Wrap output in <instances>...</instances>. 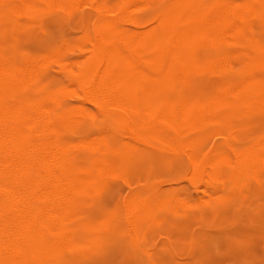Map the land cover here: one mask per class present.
Here are the masks:
<instances>
[{
    "label": "bare ground",
    "instance_id": "1",
    "mask_svg": "<svg viewBox=\"0 0 264 264\" xmlns=\"http://www.w3.org/2000/svg\"><path fill=\"white\" fill-rule=\"evenodd\" d=\"M83 7L81 43L25 47L32 19ZM0 8V264H50L79 247L85 199L102 180L138 176L150 144L219 136L228 147L190 157L193 172L264 188V0ZM222 71L231 73L223 82L191 88ZM127 199L133 226L184 202L157 188Z\"/></svg>",
    "mask_w": 264,
    "mask_h": 264
},
{
    "label": "rangeland",
    "instance_id": "2",
    "mask_svg": "<svg viewBox=\"0 0 264 264\" xmlns=\"http://www.w3.org/2000/svg\"><path fill=\"white\" fill-rule=\"evenodd\" d=\"M86 11V7L74 8L35 17L26 25L29 30L22 32L25 47L35 50L63 41L78 45L84 37ZM230 74L196 77L191 88L217 85ZM222 142L214 136L190 145L165 141L147 146L148 161L138 176L127 182L102 180L85 199L74 220L81 227L79 247L50 264H264V188L222 187L191 168L190 157L222 151L228 147ZM148 188L183 196V206L133 226L125 203Z\"/></svg>",
    "mask_w": 264,
    "mask_h": 264
}]
</instances>
